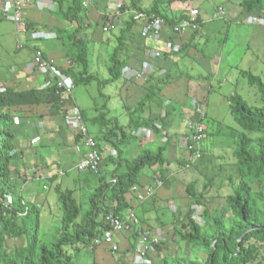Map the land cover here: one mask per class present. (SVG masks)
I'll list each match as a JSON object with an SVG mask.
<instances>
[{
    "label": "rangeland",
    "instance_id": "obj_1",
    "mask_svg": "<svg viewBox=\"0 0 264 264\" xmlns=\"http://www.w3.org/2000/svg\"><path fill=\"white\" fill-rule=\"evenodd\" d=\"M98 2L103 12L97 7ZM33 3L37 6H45V8L50 9L53 13L56 12L57 5L53 0H35L31 1L29 6L33 5ZM67 3L68 1L66 0V5ZM241 4L242 0H138L137 4L135 0H94L90 8L81 14V23L82 25L86 24V26L82 27L78 36L81 35L89 43L90 72L105 82L110 78V58L118 46V36L121 35V29L127 27L126 22H128L129 15L133 9L142 8L149 10L159 7V10L163 14L173 20H179L186 12L190 13L191 10H199L202 18L199 30L191 32V34L185 33L186 37L190 38V44L181 49L179 43H176L177 47L180 48L176 54L179 55L181 60L177 66H173L171 72L173 79L170 82H174L173 84L175 85H170L165 93H169L170 88L174 86L172 87L174 88V94L171 98L175 101V109L172 112L179 120L183 119L182 107L187 111L198 113L196 121L204 124L203 117L206 115L207 104L205 125L208 134L203 141L205 154L202 152V158L191 168H186L185 164L181 163L182 161H177L175 166H173V170L168 174L170 176L169 179L175 178L174 181L172 180L174 186L173 193H160L159 197L162 199L158 202L155 201L156 205L154 204L153 207L147 205L145 207L147 215H145V219L143 220L144 223L140 222L141 219L137 216V222L132 225L131 230L123 233L126 238L131 237L134 241L132 244L134 246L131 249L134 251L133 253L131 250L123 252L122 249H119L116 253L108 250V253L105 255L104 249H100L103 254L98 252L94 254L92 248H84L78 244L71 251L69 248L72 254L75 251L74 248L78 247L80 249L79 254L73 257L72 264H92L94 260L96 263L100 262L102 264H135L134 260L137 255V248L140 244L141 234L144 232L159 236L160 243L154 247L153 250L156 253L151 255V258L148 257L149 254L141 256L143 261L140 264H158L160 258L165 257L192 256V248L180 237L181 234L188 230L187 212L191 206H195L194 219L201 226L206 225L204 208L191 201L186 191V186L192 182H196L198 193L205 194L204 204L210 211V214L219 213L226 222H230L232 219V214L226 209V198L233 193L236 183H238L241 177L233 153L240 134L245 131L232 116L228 98L234 94H238L250 105L258 106L261 104L258 88L251 85L240 71H251L253 74L260 76L264 81V10L246 13ZM219 10H222L224 15H217ZM117 12H120L121 16L115 15L116 21L112 22L111 19ZM252 18L257 20L256 23L252 22ZM104 22L105 25H103ZM104 27L107 31H104ZM40 29L44 32H49L50 30V28L44 26ZM54 29L57 32V39L38 42L29 41L28 47H36V43H39V46L54 45L53 48L57 49V54H52L49 51L47 53L53 56H62L65 58L66 63L70 60L68 56L69 49L63 43L64 40L61 34L58 33V30H66L72 33L75 29L64 21H62V25ZM140 32V25L137 24L133 28L136 38L140 37ZM15 36V24L10 18H2L0 21V71L3 73L4 71H11L12 77L19 75L13 72L14 68H11L19 60H25L27 66H32L35 70L32 61H29V58H31L30 52L24 48L21 50L17 48L19 44L16 42ZM129 37H131L130 34ZM127 46L120 53L121 57H126V53L129 50ZM186 51L187 53H185ZM54 53L56 52L54 51ZM48 58L51 57L48 56ZM70 66L71 64H67L66 68ZM126 69L122 71V75L125 74ZM148 69L150 68H143V70ZM179 74L182 75L183 79L179 77ZM6 75L10 74L6 73ZM69 78L74 85L72 95L76 104L81 109H85L89 117H92L96 112L106 113L107 109L111 110L116 117L120 118L123 115L122 103H127V100L120 93L121 86L119 82L100 85L97 81H93L91 86H84L75 85L72 78ZM190 82L199 86L204 91V95H207L206 100L203 102L204 105L194 106L195 109L191 105L193 97L191 98L184 88V86L186 87V83L190 84ZM148 83V81H144L143 85L147 86ZM1 93H5V91ZM106 95L111 96V99H106ZM160 98L163 97L158 96L155 98V103H158ZM141 100L143 98H140L138 102ZM86 120L101 153L102 143L107 145L111 143L113 145L115 139L109 136V132L115 130L114 124H110L109 126L111 127L105 129L104 126L100 127L99 124H94L91 119ZM150 122L152 123L147 124L153 130H158V132L163 130L165 128L163 126L169 123L167 116L163 117L162 114L158 118L150 120ZM155 122L157 123L156 125H154ZM191 123H188V128ZM0 126L1 151L8 131L3 128L2 122H0ZM131 128H134V125H131L129 129ZM129 131L131 133V130ZM10 132L14 133V127ZM116 132L118 135L119 132ZM250 135L253 137L258 136L257 134ZM166 137L167 135L163 133V138ZM49 141V145L53 144ZM46 151L49 153L53 152L51 149H46ZM114 152L116 153V151ZM164 154L168 156V153L164 152ZM167 165L166 167H168ZM105 166L107 167V165ZM148 169L149 166L145 167L143 172L149 173ZM64 172L65 174L59 184L61 191L75 189L77 184L74 179L78 175L82 176L83 173H79L76 168ZM112 172L109 171V175ZM27 179L28 176L22 177L20 175H15L13 178L16 184L22 183V185ZM160 180L163 182L166 179L160 177ZM154 181L155 176L150 184V187L153 189V195L150 198L152 202L153 197L157 196L155 192L157 188L156 183L158 184V182L155 183ZM247 181L254 191L261 190V186L257 181L252 178H248ZM144 182L146 180L142 181L143 184ZM42 186L32 182L23 190V197L29 199V188L38 187V190H40ZM85 193V197L80 198L83 213L88 208V198L91 197L90 189H87ZM46 196L48 198L45 201ZM46 196L39 194L38 200V203H41L40 243L52 248L59 237L58 232L62 226V209L58 201V193L55 190L52 189L46 192ZM0 202L3 206L9 207L12 203V198L9 195L0 197ZM143 216V213H141L142 219ZM25 243V238H14L8 240L4 247L8 252H13L15 249L25 245ZM258 247L257 258L251 264H264V244H260ZM158 248L159 250H157Z\"/></svg>",
    "mask_w": 264,
    "mask_h": 264
},
{
    "label": "trees",
    "instance_id": "obj_2",
    "mask_svg": "<svg viewBox=\"0 0 264 264\" xmlns=\"http://www.w3.org/2000/svg\"><path fill=\"white\" fill-rule=\"evenodd\" d=\"M53 1L57 5L54 15L75 29L72 33L58 30L64 40L63 43L69 49L70 60L68 62L71 64L66 69L59 67L61 72L71 77L75 85L91 86L93 81H97L100 85L118 82L127 65L120 53L132 42L129 34L137 25L132 16L129 15L128 22H126L127 27L122 28L121 35L118 36V46L110 58V78L104 82L90 72L89 43L81 35L78 36L82 27L86 26L81 23V14L87 11L83 8L84 0H67V5L66 0ZM135 2L137 4L138 0ZM241 6L246 13L262 11L264 0H242ZM133 10L155 13L170 26L178 25L189 15L186 12L179 20H173L163 14L159 7L149 10L142 8ZM197 21L200 25L202 24L201 16ZM28 26L29 28L34 27L30 24ZM240 73L248 79L251 85L258 88L261 104L250 105L238 94L228 98L232 116L241 128L248 132L240 134L233 153L241 177L233 193L226 198V209L232 214V219L226 222L219 213L210 214L204 204L205 194L198 193L196 182L188 184L186 191L189 199L204 208L206 225L201 226L194 219L195 206H191L187 212L188 230L180 237L192 248V256L160 258L158 264H251L257 258L258 245L264 244V81L251 71L242 70ZM47 91H51L55 99L60 97L54 89ZM155 95L157 92H154V87L149 88L148 94L137 104L135 111L141 110ZM59 100L52 103L49 110L51 115L59 113L62 105ZM42 101V96L35 90L20 92L13 87H8L5 93L0 94V122L8 131L2 144L3 149L0 151V197L9 195L12 198L9 207L3 206L0 202V264H70L73 257L79 254V248L77 247L73 254L70 253L69 248L78 244L93 246L101 237L102 231L107 228L104 224V215L110 211L120 214L128 209L126 195L135 187L145 167L159 165L163 179L167 173L165 145L158 147L156 151L145 150L137 159L130 161L118 145L125 141H133L128 135L130 129L126 130L119 126L116 118L107 120L106 114L100 113L91 119L94 124H99L101 127L108 123L114 124L115 127V130L109 132V136L117 139V142L113 141L117 156L107 158L105 162L106 164L112 162L116 165L111 174V177L116 179V183L105 182L99 185L96 192L89 198V206L84 213L80 202L74 195L75 190L61 191L57 186L54 190L58 193V201L62 209V226L58 232L59 237L52 248L41 244L39 233L41 207L23 204V199L21 195L19 196L20 193L12 177L13 165L17 160L18 152L14 145L15 135L10 131L15 125L13 110L17 112L19 107L40 105ZM82 112L87 119L84 111ZM138 125L150 127L147 123ZM250 134L258 136L253 137ZM76 140L77 142L82 141L81 135L77 134ZM123 160H125L124 171L119 168ZM181 163L187 165L186 160ZM248 178L257 181L261 190L254 191L247 181ZM153 198V203L159 201L157 197ZM108 202L112 203L111 206L107 205ZM14 238H25L26 243L13 252H8L4 247L5 243Z\"/></svg>",
    "mask_w": 264,
    "mask_h": 264
},
{
    "label": "crops",
    "instance_id": "obj_3",
    "mask_svg": "<svg viewBox=\"0 0 264 264\" xmlns=\"http://www.w3.org/2000/svg\"><path fill=\"white\" fill-rule=\"evenodd\" d=\"M10 2L11 0H0V21L3 18V8ZM97 7L101 12H103L100 9V3L97 5ZM25 20V22L30 25L40 26L42 28L43 26L50 28L49 31L55 32L56 34L57 32L54 28L62 25L61 19L55 17L54 13L50 9L45 8V6H37L36 4L31 5L25 12ZM111 20L112 22L116 21L114 16ZM185 33L191 34V32ZM185 33H174L171 29V26L166 25L162 32V38L158 42L154 43L144 40L141 37V32L140 37L136 38L133 31H131L130 36L132 37V42L127 46L129 50L126 53V57L123 56V59L127 62V69L125 74L122 75L121 79L118 81L119 85L121 86L120 93L123 94L127 100V103H122V107L124 110L123 115L120 118L116 117L109 109H107L106 113L102 112L106 114L107 120L116 118L118 121V125L126 128V130H128L131 125H134V128L130 129L131 133L128 134L133 141H125V143L119 144L117 143L123 150V153L128 158V160L133 161L137 159L145 150L156 151L158 147L163 145H165L167 148L165 152L168 153V156L164 154L168 162L167 173L164 176V179L166 180H164L163 182L160 180V177L162 178V176L160 174V167L158 165L149 167V169L147 170L149 173L143 172V170L145 169L144 168L138 177L137 184H135V190H133L132 188L129 194L126 195V200L129 205L128 209H133L135 214L139 217V219H141L140 222L142 223H144L143 220L145 219V215H147L145 207L147 205L153 207L154 205V203L150 200L151 196L153 195V189L150 187V184L154 176V182H158V184L156 183L157 188L155 192L157 194V196L155 197H157L158 200L162 199L161 197H159L160 193H173L174 186L172 180L174 181L175 178L172 180L169 179L170 176H168V174L173 170V166H175V163H177V161L185 162L187 154L181 147V141L189 130V128L187 127L188 123L194 122L198 118V113L187 111L181 107L183 119H177L172 112V110L175 109V101L173 100V98H171L174 94V88H172L174 86L170 88L169 93H165V91L169 89L170 85H175L173 84L174 82H170L173 79L171 72L173 66H177L178 62L181 60L176 52L180 48L182 49L183 47L189 45L191 42L190 38L186 37ZM24 40L27 41V43L30 41L28 36L25 37ZM176 43H179L180 48L177 47ZM36 44L37 47L41 48L46 53V55L55 60L59 67L66 69L68 61L66 62V64L65 58L60 55L53 56L47 53V51H49L50 53L52 52V54H57V49L53 48L54 45L39 46V43ZM54 51L56 53H54ZM157 51L162 54L161 57H156L154 55ZM185 53H187V51ZM29 61H32V56L31 58H29ZM145 67L150 69L152 68V70H154V72H152L153 74L147 80L149 82L147 86H144L140 81H129L125 78L128 70H143V68ZM11 68H14L13 72L19 75L12 77L11 71H4V73L0 71V86L3 85L4 88H8L14 85L13 88L20 92L35 90L37 94L41 95L43 98V101L40 105L19 107L17 108V112L13 110V115L15 118L13 133L15 135L14 145L16 146L18 157L13 165L12 177L14 178L15 175H20L22 177L28 176V179L24 181L23 185L22 183H15L17 186V190L21 194L23 202L28 205L34 203L32 205L41 207V203H38L39 194L46 196V192L51 191L52 189L54 190L57 186H59L62 177L65 174L64 171L68 172L70 169L76 168L78 161L84 154V148L82 145V141L80 140L79 142H77L76 140V136L78 134L76 126H74L73 123L68 121L66 118L68 115V109L70 107L68 105H65L61 101L60 97V100L59 98L55 99V96L51 91L39 89L43 84L42 75L36 69L34 70L32 66L28 67L25 60H19V62ZM6 73L10 75H6ZM179 77L182 78V75L179 74ZM5 85L7 86L5 87ZM151 87H154V92H157L158 95H155L150 101H148L141 110L135 111L137 108L136 106L139 103L138 100L140 98H144L148 94L149 88ZM184 88L185 90H187L186 93L191 96V98L193 97L191 101L192 108L195 109L194 106L204 105L203 102L206 100L205 98L207 97V95H204V91H202L199 86H196L190 82V84L186 83V87L184 86ZM158 96H161L163 98H160L159 102L155 103L154 99ZM105 98L110 100L111 96L106 95ZM55 100H59L62 105L57 115H51L49 113V110ZM81 110L84 111L87 119H93L101 113L96 112L92 117H89L85 109ZM161 114L163 117L165 115L167 116V120L169 121V123L168 125L166 124V126H163V128H165L163 130H160V132H158V130L156 129L153 130L152 127L138 125L141 123L151 124L152 122H150V120L152 121L158 118ZM205 114V117H203L204 125L205 119L207 118V104ZM156 124L157 123L155 122L154 125ZM109 125L110 124L108 123L105 124V129H109V127H111ZM205 128L207 135L208 131L206 125ZM164 132L167 135L166 138H163ZM48 141L52 142L53 144L49 145ZM115 141L117 142V139H115ZM46 149H51L53 150V152L49 153L48 151H46ZM201 149L203 154H205L203 144ZM114 151H116L114 150V145H112L111 143H108V145L102 143V154L104 159L103 169L106 174V176L104 174L105 182H109L113 179V177H111V174L109 175L108 172L114 171L116 165H114V163L112 162L111 164H106L105 161H107V158H115L117 156ZM105 165H107V167ZM119 168L122 171L125 170V160L122 161V164L119 165ZM95 175L96 174H93L91 172H86L83 173L82 176L78 175L77 177H75L74 181L77 186L73 190H75L74 195L79 202L80 198L85 197V191L87 189H90L91 195H93L96 192V189L99 187L100 176ZM40 176L45 178L40 180ZM143 180H146L144 184L142 183ZM32 182L43 186L40 190H38V187L33 189L29 188V199H27L23 197L22 192ZM48 187H50V189H48ZM149 190H151L150 195L148 194ZM47 198L48 196H46L45 201L47 200ZM111 204H109V202L107 203L108 206H111ZM141 213H143L144 215L143 219L141 218ZM116 242L123 252L131 250L134 246H132V244L134 243L132 238H126L123 233L116 236ZM83 247L92 248L94 250V254L97 252L102 253L100 249H104L105 255L106 253H108V249L105 246H96L94 244L93 246L85 245ZM76 248H74V250H76ZM71 250L72 248H70V251ZM131 252L133 253L134 251L131 250ZM138 253L139 246L137 248V255L134 260L135 264L141 263L143 261L142 257L141 259L138 258ZM155 253V250H151L147 254H149L148 257L151 258V255H154ZM70 264H72V262ZM92 264L102 263H96V261L94 260Z\"/></svg>",
    "mask_w": 264,
    "mask_h": 264
},
{
    "label": "built area",
    "instance_id": "obj_4",
    "mask_svg": "<svg viewBox=\"0 0 264 264\" xmlns=\"http://www.w3.org/2000/svg\"><path fill=\"white\" fill-rule=\"evenodd\" d=\"M35 0H11V2L5 6L2 10L3 18H10L16 27V42L19 44L17 48L27 49L32 56V63L35 69L42 75L43 84L39 88L40 90L54 89L56 94L60 96L61 101L68 105L67 120L76 126V130L82 137V145L84 148V154L78 161L76 169L78 172L86 173L91 172L93 174L100 176L99 185L105 183V171L103 169V154L101 153L99 146L88 122L86 121L81 108L76 104L75 99L72 95L73 82L71 79L61 72L59 65L55 60L48 58L45 52L39 47H28L27 41L24 40L28 36L30 41L38 42L42 40H52L57 39V34L55 32H44L41 31L40 26H34L29 28V24L25 21V12L28 10L29 3ZM94 3V0H84L83 8L88 10L90 6ZM34 4V3H33ZM217 15H224L223 11L219 10ZM121 16L120 12L114 14ZM130 16H132L133 21L141 26V37L149 42H158L162 38V32L166 27V21L159 15L155 13H147L145 11H131ZM200 17L199 10H191L188 18L183 19L178 25L171 26L174 33L183 34L185 32H196L199 30L200 24L198 23V18ZM253 19V23H256V19ZM105 31L107 29L105 28ZM156 57H161L160 52H155ZM70 63L68 62V65ZM146 68V67H145ZM154 70H134L130 69L126 73L125 78L129 81L137 80L143 83L146 82L148 78L153 74ZM6 91L4 86H0V92ZM165 134V132H164ZM206 136V131L204 124L199 121L192 122L190 124L188 132L185 134L181 141V147L187 154V165L186 168H191L196 162H198L202 154V144ZM166 140V139H165ZM106 176V174H105ZM45 177L40 176V180ZM107 183H116V179H112ZM47 188V187H46ZM135 190V187L133 188ZM151 190L148 191L150 195ZM25 204V202H23ZM137 222V215L131 209H126L120 214L115 212H108L104 215V224L107 226L106 229L102 231L101 237L96 240V246H105L107 249L116 253L119 251L120 247L116 242V236L124 232L130 231L132 225ZM160 243L159 236L149 234L144 232L141 234V240L139 244L138 258L147 254L149 251L153 250L155 246ZM137 258V259H138ZM139 259V260H140ZM142 263V262H141ZM140 264V263H138Z\"/></svg>",
    "mask_w": 264,
    "mask_h": 264
}]
</instances>
